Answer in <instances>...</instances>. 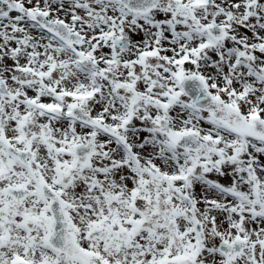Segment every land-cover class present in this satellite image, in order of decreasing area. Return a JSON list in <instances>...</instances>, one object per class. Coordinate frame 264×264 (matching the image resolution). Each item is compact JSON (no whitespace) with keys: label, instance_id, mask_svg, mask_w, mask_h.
<instances>
[{"label":"snow or ice","instance_id":"snow-or-ice-1","mask_svg":"<svg viewBox=\"0 0 264 264\" xmlns=\"http://www.w3.org/2000/svg\"><path fill=\"white\" fill-rule=\"evenodd\" d=\"M0 264H264V0H0Z\"/></svg>","mask_w":264,"mask_h":264}]
</instances>
